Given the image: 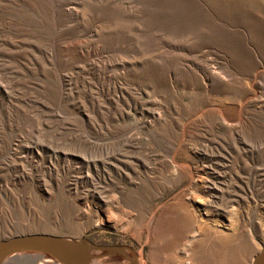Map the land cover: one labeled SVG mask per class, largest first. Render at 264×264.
<instances>
[{
  "label": "rangeland",
  "instance_id": "obj_1",
  "mask_svg": "<svg viewBox=\"0 0 264 264\" xmlns=\"http://www.w3.org/2000/svg\"><path fill=\"white\" fill-rule=\"evenodd\" d=\"M32 233L85 264L253 263L264 0H0V240Z\"/></svg>",
  "mask_w": 264,
  "mask_h": 264
},
{
  "label": "water",
  "instance_id": "obj_2",
  "mask_svg": "<svg viewBox=\"0 0 264 264\" xmlns=\"http://www.w3.org/2000/svg\"><path fill=\"white\" fill-rule=\"evenodd\" d=\"M27 250L45 251L66 264H84L77 246L58 235L32 233L0 240V259L11 252ZM252 264H264V246L254 256Z\"/></svg>",
  "mask_w": 264,
  "mask_h": 264
},
{
  "label": "bare ground",
  "instance_id": "obj_3",
  "mask_svg": "<svg viewBox=\"0 0 264 264\" xmlns=\"http://www.w3.org/2000/svg\"><path fill=\"white\" fill-rule=\"evenodd\" d=\"M80 246V245H79ZM83 246H85V245H83ZM84 259V258H83ZM85 260V259H84ZM83 261V260H82ZM83 263L85 264V262L83 261Z\"/></svg>",
  "mask_w": 264,
  "mask_h": 264
}]
</instances>
